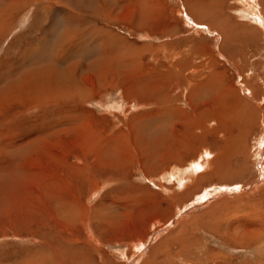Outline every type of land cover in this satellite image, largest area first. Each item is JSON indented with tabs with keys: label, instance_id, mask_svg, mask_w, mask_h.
Returning a JSON list of instances; mask_svg holds the SVG:
<instances>
[{
	"label": "rangeland",
	"instance_id": "rangeland-1",
	"mask_svg": "<svg viewBox=\"0 0 264 264\" xmlns=\"http://www.w3.org/2000/svg\"><path fill=\"white\" fill-rule=\"evenodd\" d=\"M58 2L0 15V264H264V0Z\"/></svg>",
	"mask_w": 264,
	"mask_h": 264
},
{
	"label": "bare ground",
	"instance_id": "bare-ground-1",
	"mask_svg": "<svg viewBox=\"0 0 264 264\" xmlns=\"http://www.w3.org/2000/svg\"><path fill=\"white\" fill-rule=\"evenodd\" d=\"M5 1V0H4ZM54 1H61V0H54ZM91 1H97V0H90V2ZM116 1V0H115ZM240 3H243V2H247V0H238ZM8 2H9V0H8ZM16 0H11V3H8L9 5H3V3H1L0 4V6L1 5H3L4 6V8H3V10H2V13H1V11H0V15H2V16H5V19L6 18H9V16L11 15V14H13V12L15 11V9L17 8L16 7ZM58 2V3H59ZM103 2H104V0H103ZM51 3V2H50ZM77 3V2H76ZM74 4V5H79V4ZM89 3V2H88ZM5 4V3H4ZM34 4V3H33ZM53 4V3H52ZM55 5H56V3H54ZM66 4H67V1H66ZM70 4H71V1H70ZM94 4V3H93ZM93 4H91V3H89V5H93ZM27 5V4H26ZM60 5H62V4H60ZM60 5H57V6H60ZM81 5V4H80ZM18 6H19V4H18ZM66 6V5H65ZM82 6H84L85 7V4H82ZM56 7V6H55ZM55 7H54V9H55ZM73 7V6H72ZM88 7V6H87ZM86 7V8H87ZM100 6L96 3L95 4V7L93 8V7H90L88 10H89V12L91 13V14H89V16H90V18H93L94 20H96L97 18L99 19V14H100V8H99ZM52 8V7H51ZM60 8H61V6H60ZM0 9H2V7H0ZM73 8H71V10H72ZM75 9H76V7H75ZM64 10V9H63ZM79 10H81L82 11V8L81 9H79ZM18 11V10H17ZM65 11V10H64ZM76 11H77V9H76ZM258 11V10H257ZM68 12H69V10H68ZM88 12V13H89ZM259 12V11H258ZM76 13V12H75ZM74 12H73V14H70V15H65V23L67 24V25H70L71 23H72V20L74 19V21L76 20V21H78V22H76L77 23V25L78 24H83V21L85 20V19H81L82 17H83V15H81L82 17H79L78 18V16H75L74 14H75ZM85 13V12H84ZM81 14V13H80ZM85 16H87V15H85ZM88 16V17H89ZM103 16H105V15H103ZM108 16V15H107ZM253 16H254V14H253ZM256 16V15H255ZM261 16V15H260ZM101 17V16H100ZM86 18V17H85ZM89 18V19H90ZM255 19H256V17H254ZM263 18V17H262ZM2 18L0 17V20H1ZM264 19V18H263ZM262 19V20H263ZM3 20V19H2ZM88 20V19H87ZM5 21V20H4ZM3 21V22H4ZM252 21H253V19H252ZM7 23V22H6ZM86 23V22H85ZM93 23V22H92ZM253 23H254V21H253ZM73 24V23H72ZM260 24V23H259ZM76 25V26H77ZM85 25V24H84ZM83 25V26H84ZM257 25V24H256ZM79 26V25H78ZM4 26H3V23H0V28H3ZM69 27H71V26H69ZM69 27H67V30L63 33V36H64V39H65V37H68V39L69 38H72V37H74V36H76V35H78V34H80L79 33V31L77 30V29H75V30H73V27H72V29H70ZM69 28V29H68ZM77 28H79V27H77ZM85 29V28H84ZM83 30V29H82ZM82 30H81V32H82ZM85 31V30H84ZM57 32V31H56ZM62 33V32H61ZM66 40V39H65ZM69 41V40H68ZM64 47V46H63ZM60 48V47H59ZM58 49V48H57ZM23 51V50H22ZM34 51H35V49H34ZM38 57H39V55H38ZM42 58V57H41ZM44 60V59H43ZM48 62H49V60H48ZM46 64V63H45ZM39 66V65H38ZM42 68V67H41ZM49 68H51V67H49ZM32 70V69H31ZM35 70V69H34ZM55 70V69H54ZM28 71V70H27ZM36 71V70H35ZM43 71V70H42ZM53 71V70H52ZM28 72H30L31 73V71L29 70ZM33 72V71H32ZM27 73V72H26ZM38 73V72H37ZM35 74V73H34ZM74 75V74H73ZM73 75H72V77H73ZM30 76V74L28 75V77ZM66 76V75H65ZM11 77V76H10ZM9 77V78H10ZM32 77H33V74H32ZM75 77V76H74ZM8 78V79H9ZM43 78V77H42ZM14 79H16V76H15V78ZM18 79V78H17ZM31 79V78H30ZM30 79H27V80H30ZM71 79V78H70ZM74 79V78H73ZM73 79H71V80H73ZM32 80V79H31ZM69 80V78L67 79V82H69L68 81ZM75 81V80H74ZM22 82V81H21ZM80 82V81H79ZM78 82V83H79ZM11 83H12V81H11ZM19 83H20V81H19ZM24 83H26V82H24ZM75 83V82H74ZM9 84H10V82H9ZM16 84V83H15ZM23 84V83H22ZM21 84V85H22ZM20 85V86H21ZM27 85V84H26ZM8 86V85H7ZM33 86V85H32ZM63 86V85H62ZM3 87H5V86H3ZM15 87V86H14ZM6 88V87H5ZM33 88V87H32ZM12 89V88H11ZM28 89V88H27ZM1 91H2V89H0ZM6 90H10V88H8V89H6ZM39 90V89H38ZM10 91H12V90H10ZM36 91V90H35ZM39 92V91H38ZM56 92V91H55ZM54 92V93H55ZM3 93V92H2ZM32 93V92H31ZM30 93V94H31ZM37 93V92H36ZM35 92H34V94H36ZM33 94V95H34ZM37 94H39V93H37ZM63 95V94H62ZM62 95H58V93L57 94H55L54 96H53V98L51 99V100H53V102H55V101H60V102H63V100L64 99H66V93H64V95L62 96ZM30 96V95H29ZM80 98L82 99V96H81V94H80ZM56 105V104H55ZM63 111V110H62ZM62 114H63V112H62ZM205 152V151H204ZM203 152V153H204ZM209 153V152H208ZM205 154V153H204ZM211 154V153H210ZM201 156V155H200ZM208 157V156H207ZM208 159V158H207ZM205 162V161H204ZM203 163V162H202ZM200 164V163H199ZM206 164V163H205ZM205 164H204V166H205ZM191 165V164H190ZM195 167H199V166H196V165H194ZM191 168V167H190ZM189 168V169H190ZM201 168V167H200ZM189 169H188V174H190V171H189ZM194 170V169H193ZM200 170V169H199ZM202 168H201V171H199L198 173L199 174H202V173H200V172H202ZM178 172V171H177ZM187 171H185V173H186ZM191 172H193V171H191ZM195 173V172H194ZM177 174V173H176ZM187 174V173H186ZM178 176L180 175V174H177ZM182 175V174H181ZM196 175H197V172H196ZM186 176V175H185ZM191 176V175H190ZM180 177V176H179ZM181 178V177H180ZM183 178H185V177H183ZM183 182V181H182ZM183 185V184H182ZM60 201V200H59ZM61 202V201H60ZM65 205V204H64ZM64 205L62 206V208H64ZM76 207V206H75ZM71 209H74V208H71ZM75 210V209H74ZM57 219L59 220V221H62L63 219H64V217H62V216H60V217H57L56 218V221H57ZM56 224V223H55ZM50 225H46V227L49 229V231L48 232H44V233H41L40 234V236L38 237V239H39V241L38 240H35L36 242H37V244L40 246V245H47L48 243H51V242H55V243H58L59 241H62V240H64V242H66L67 241V239L65 240L64 238H62V235L59 233L58 234V236L57 237H60V238H57V237H55V236H52L51 234H52V229H51V227H49ZM63 228V227H62ZM217 232V231H216ZM235 234V233H234ZM227 237H228V241L231 243V242H234V240L232 239V238H230L228 235H227ZM57 238V239H56ZM66 238V237H65ZM95 238H96V236H94V238H93V240H95ZM236 240V239H235ZM68 243H70L69 241H67ZM252 242V241H251ZM245 243V242H244ZM254 243V242H253ZM50 246V245H49ZM48 246V247H49ZM59 246V245H58ZM61 246V245H60ZM42 247V246H41ZM57 247V246H56ZM166 247V246H165ZM66 249V248H65ZM168 249V248H167ZM56 250H58V248L56 249ZM164 251H166L165 249H164ZM161 252L159 255L162 257V260L161 261H158V260H156V258L154 257V255L156 254V252H157V249H154L153 250V253H152V255H151V261H150V264H175V258L177 257V255H172L171 253H169V251H166V252ZM182 250L180 249L178 252H176L175 254H179L180 252H181ZM53 253H55V251L53 252ZM187 253V252H186ZM60 255V256H62V254L58 251H56V254H55V257H56V255ZM188 254V253H187ZM191 254V253H190ZM192 255H194V254H192ZM191 255V256H192ZM203 255H206V253L204 254L203 253ZM30 257V256H29ZM182 258H183V260H184V262H186V260H187V256L183 253V256H182ZM211 259V258H210ZM263 260V259H262ZM80 261H81V259H80ZM79 261V262H80ZM236 264H241V263H236ZM247 264H253V263H249V262H247ZM255 264H261V262H256Z\"/></svg>",
	"mask_w": 264,
	"mask_h": 264
},
{
	"label": "crops",
	"instance_id": "crops-1",
	"mask_svg": "<svg viewBox=\"0 0 264 264\" xmlns=\"http://www.w3.org/2000/svg\"><path fill=\"white\" fill-rule=\"evenodd\" d=\"M25 74V73H24ZM26 75V74H25ZM6 88H7V86H5ZM5 87H4V89H5ZM0 89H2V87L0 88ZM4 89H2V90H4ZM1 91V90H0ZM1 94V93H0ZM15 103V102H14Z\"/></svg>",
	"mask_w": 264,
	"mask_h": 264
}]
</instances>
